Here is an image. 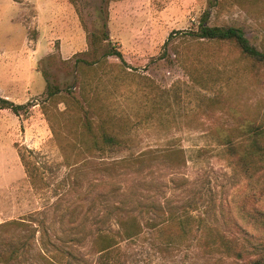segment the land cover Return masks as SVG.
I'll return each instance as SVG.
<instances>
[{"label": "rangeland", "instance_id": "rangeland-1", "mask_svg": "<svg viewBox=\"0 0 264 264\" xmlns=\"http://www.w3.org/2000/svg\"><path fill=\"white\" fill-rule=\"evenodd\" d=\"M74 2L0 0V97L25 105L18 116L0 110V224L25 220L38 228V246L30 252L37 264L58 254V264H100L91 243L98 230L116 243L108 264H242L205 243L213 228L240 243L246 237L223 223L245 184L217 142L218 134L243 123L264 126V69L254 71L226 44H200L183 34L163 44L207 13L208 25L240 28L264 51V0ZM102 22L109 44L101 42L91 55L89 35L100 34ZM109 45L136 70L113 56L100 58ZM95 59L92 66L75 63ZM139 75L167 91L163 113L155 110V87H138ZM47 84L60 94L46 100ZM84 96L123 112L133 131L132 157L154 156L128 170L112 164L127 153H80ZM25 166L41 175L42 187L29 181ZM122 210L135 218L136 236H122L115 221ZM170 212L186 218L182 234L153 227ZM5 230L4 236L26 228Z\"/></svg>", "mask_w": 264, "mask_h": 264}, {"label": "trees", "instance_id": "trees-1", "mask_svg": "<svg viewBox=\"0 0 264 264\" xmlns=\"http://www.w3.org/2000/svg\"><path fill=\"white\" fill-rule=\"evenodd\" d=\"M68 1L71 4L75 3L74 0ZM101 3H104V0H101ZM99 12L103 13L104 17L105 14L107 16L104 7L102 9L100 8ZM206 18L207 13L204 14L193 29L172 31L164 42L163 49H165L171 37L177 34H183L191 38L190 41H196L200 44L209 43L214 46L226 44L232 46L236 49L239 58L245 61V65L254 71L264 69V51H260L252 46L240 28L233 26H210ZM101 28L102 31L100 34L92 33L89 35L91 55L95 54L96 48L101 45V42H107L109 44L105 22H102ZM165 53L163 51L162 55H165ZM110 56L115 57L123 67L131 71L136 70L128 66L122 54L113 46L109 45V48H106L100 58L106 59ZM97 61V59L91 61L76 60L75 63L92 66ZM198 77L199 71L194 69L193 80H197ZM136 79H139L137 80L138 87L146 84V82L154 86L153 81L147 76L139 75L136 76ZM152 85H147V87L150 88ZM154 87L159 97V102L156 104L155 110L161 114L170 106L169 97L164 88ZM59 94L60 90L56 86L46 85V100L52 99ZM147 101L150 103L149 99ZM83 102L85 104L84 107L78 105L85 120V123L82 125L84 133L80 135L78 145L80 153L88 154L89 156H93L95 153L101 156L127 153L126 156L121 157L112 164L117 165L116 163H118L124 165L125 167L123 168L128 170L135 168L138 170L140 166L144 165L146 156H154V153L149 151L139 154L138 157H132L130 152L134 145L131 139L133 138V131L128 126V119L122 111L112 113L107 106H98L95 100L89 99L86 96L83 97ZM76 103L78 102L76 101ZM150 106L152 107V104ZM0 110H10L15 116H18L19 112L25 110V105L14 104L0 97ZM65 114L66 121L69 118L68 111ZM232 132V134H218L222 142L217 143L223 147L225 159L229 166L244 180L245 188L238 194L239 196L236 195L231 199V212H228V217L224 219L223 223L226 229L236 228L246 237L243 239V243H240L237 238L227 237L218 228H213L209 232L211 238L205 244L216 252L222 253L225 257H233L243 261L242 264H264V126L253 122L243 123L242 127H237ZM84 135L85 138L83 137ZM232 137L235 138L232 139ZM115 157L117 156L112 158ZM25 170L29 181L33 185L37 184L36 186L38 187L44 185L41 175H36L35 168L25 166ZM249 204L250 206H248ZM122 212L124 213L123 218L115 220L119 229H121L122 236H136L137 233L133 232L135 218L128 215L124 210ZM185 219L183 220L173 212H170L166 213V216L159 223H153L156 224L153 227L163 224L165 225L163 231L166 229H176L178 233L182 234L183 226L181 224H184ZM164 222L167 224H164ZM29 223L25 220H11L10 222L0 224V264H23L26 260L29 262L32 261V264H37V261L30 252L38 246L35 239L38 228H31ZM42 223L41 221V226L43 225ZM11 226L16 227L20 231L26 228V231L22 234L13 233L11 235L7 233L6 236L2 235L6 234L3 233V229L6 228L5 231H7ZM83 227L81 225V228ZM253 231L259 233V236L255 235ZM97 232L91 243H93L95 252L101 258L100 264H108V259L117 253L115 240L105 230H98ZM164 232L167 233L166 231ZM163 235L164 238L168 237L167 234ZM253 236L258 237L254 238ZM258 239L259 241H255ZM71 241L73 240L71 239ZM244 246H248V249L244 248ZM57 256L61 258L62 254H58ZM55 257H45L43 260L47 264H58L59 258Z\"/></svg>", "mask_w": 264, "mask_h": 264}]
</instances>
